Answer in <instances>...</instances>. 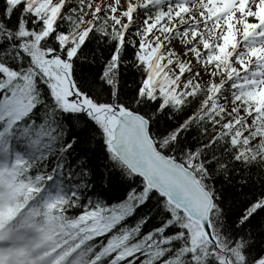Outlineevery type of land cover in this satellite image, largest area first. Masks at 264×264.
I'll use <instances>...</instances> for the list:
<instances>
[{"label":"snow or ice","instance_id":"1","mask_svg":"<svg viewBox=\"0 0 264 264\" xmlns=\"http://www.w3.org/2000/svg\"><path fill=\"white\" fill-rule=\"evenodd\" d=\"M0 264H264V0H0Z\"/></svg>","mask_w":264,"mask_h":264}]
</instances>
